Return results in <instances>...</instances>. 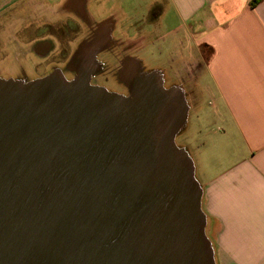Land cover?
Here are the masks:
<instances>
[{
  "label": "water",
  "instance_id": "obj_1",
  "mask_svg": "<svg viewBox=\"0 0 264 264\" xmlns=\"http://www.w3.org/2000/svg\"><path fill=\"white\" fill-rule=\"evenodd\" d=\"M125 62L128 95L0 78V264H214L183 90Z\"/></svg>",
  "mask_w": 264,
  "mask_h": 264
},
{
  "label": "crops",
  "instance_id": "obj_2",
  "mask_svg": "<svg viewBox=\"0 0 264 264\" xmlns=\"http://www.w3.org/2000/svg\"><path fill=\"white\" fill-rule=\"evenodd\" d=\"M72 2L0 0V15L19 7L21 19L72 18ZM78 2L93 19L145 20L139 42L171 47V73L177 62L187 73L179 82L187 105L180 147L190 156L194 142L201 162L214 264H264V0Z\"/></svg>",
  "mask_w": 264,
  "mask_h": 264
},
{
  "label": "flooded vegetation",
  "instance_id": "obj_3",
  "mask_svg": "<svg viewBox=\"0 0 264 264\" xmlns=\"http://www.w3.org/2000/svg\"><path fill=\"white\" fill-rule=\"evenodd\" d=\"M78 1L73 0L71 3L76 16L66 19H51L46 16L41 19H21L25 31L19 33L3 30L2 25L9 17L1 14L0 78L29 80V68L35 73L32 79L58 71L69 77V80L83 76L91 85L103 86L107 91L128 95L130 89L121 80L119 73L123 70L125 60L133 58V53L129 52L135 51L136 41L126 42L124 34L119 30L120 19H93L85 14ZM34 21L39 24L42 36L34 38L28 47L27 26ZM45 23L61 25L63 33L58 31L44 36ZM58 34L64 36L65 43L55 44V39H60ZM128 71V76L133 77L132 67H128ZM140 71L144 72L143 68ZM111 73L116 75L123 90L110 89L105 84L108 78L104 74Z\"/></svg>",
  "mask_w": 264,
  "mask_h": 264
},
{
  "label": "rangeland",
  "instance_id": "obj_4",
  "mask_svg": "<svg viewBox=\"0 0 264 264\" xmlns=\"http://www.w3.org/2000/svg\"><path fill=\"white\" fill-rule=\"evenodd\" d=\"M4 16L9 17V20H6L5 24H3V30H6L8 32H24L25 31V25L22 22L21 23V11L20 8L18 7L15 9H11V10H6L4 13H1ZM101 14H99L98 16H100ZM119 30L121 31V33L124 34V37L126 39V42H129L131 40L135 41L136 43L134 44V50L135 51H130L129 53H133V55H131L133 58L135 57V59L137 58V60H139L140 62V67H143V69L145 71H149L152 69H158L161 72L160 73L161 77H162V83L163 86L169 87V86H178L182 89V86L180 85L179 82H181V79H183V76H187V73L185 70H182L181 67H179V63L178 65L174 64V69L176 68L177 72L175 73H171V62H174L177 60V57L174 56V54H172V50L170 49L171 47L168 46L166 44V42H155L157 39L153 40V39H148L145 40L143 42H139L138 40V35H139V31L142 27L145 26V20H141V21H137V19H120L119 20ZM59 25H55V24H48L45 23V27H44V36H48L51 33H57L58 31L61 33H63V31L61 30L62 26L58 27ZM39 24L34 21V22H30L29 25L27 26V34H28V38L26 39V43L28 45V47L31 46L32 41L34 40V38L36 37H40L42 36V31L39 30ZM58 37L60 39H55L56 40V45H58V43H65L66 40H64V36L61 34H58ZM68 39V37H67ZM24 41V40H23ZM154 42L153 45H151V43ZM207 52V50H206ZM49 67V65H47ZM46 67V68H48ZM179 67V68H177ZM144 71V72H145ZM28 75L29 76V80H32V76L35 77V73L33 71V69H28ZM105 78H108L107 81H105V84L107 86H109V88H113L115 90H123L122 84L118 81L117 77L115 74L111 73L110 75L108 74H104ZM173 75H177L176 78L178 77V79H176L174 77V80H171L169 78V76L173 77ZM196 73H193V76L195 77ZM64 78L68 79L67 77L64 76ZM35 79V78H34ZM29 80H23V81H29ZM69 80V79H68ZM194 83V82H193ZM104 88L103 86H99ZM108 88V87H107ZM105 90H107L106 88H104ZM190 88H187V90H189ZM191 91H194V94L197 93V86H193L190 89ZM120 94V93H119ZM122 95V94H121ZM185 134V132H178L177 135L174 138V143L176 146L180 147L183 144V135ZM195 139L197 138L196 135ZM190 156L192 157L193 160V165L195 167L194 169V177L196 178V180H201L202 176H201V162L198 161L197 159V153H196V145L194 142H191L190 146H189V151Z\"/></svg>",
  "mask_w": 264,
  "mask_h": 264
}]
</instances>
